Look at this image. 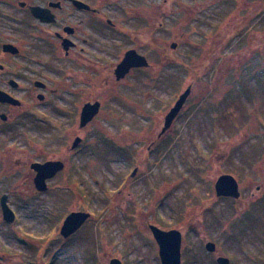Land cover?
Returning a JSON list of instances; mask_svg holds the SVG:
<instances>
[{"label": "rangeland", "instance_id": "rangeland-1", "mask_svg": "<svg viewBox=\"0 0 264 264\" xmlns=\"http://www.w3.org/2000/svg\"><path fill=\"white\" fill-rule=\"evenodd\" d=\"M18 1L0 0V57L6 15ZM130 7L139 22L123 48L134 46L154 63L147 111H133L121 89L115 97L107 90L103 109L81 128L67 80L56 78L62 86L49 102L18 96L48 128L17 121L6 131L0 119V199L8 194L16 214L8 225L0 206V264H162L151 224L182 233L181 264H217L220 255L230 264H264V0ZM23 54L3 55L10 58L5 76L19 80L30 63ZM167 75L174 76L164 83ZM188 86L183 113L157 151L166 115ZM78 135L82 149L38 191L31 161L58 155ZM226 173L237 179L239 198L217 196L215 182ZM72 211L90 217L64 237Z\"/></svg>", "mask_w": 264, "mask_h": 264}, {"label": "flooded vegetation", "instance_id": "flooded-vegetation-1", "mask_svg": "<svg viewBox=\"0 0 264 264\" xmlns=\"http://www.w3.org/2000/svg\"><path fill=\"white\" fill-rule=\"evenodd\" d=\"M123 1L127 3L123 5ZM137 1L19 0L17 5L11 4V12L6 15L8 30L3 34V37L5 35L7 37H4L2 48L4 44H13L18 47L19 52L12 54L3 51V55L19 57L23 54V48L26 47L27 55H23L25 59H28L27 61L30 60V63L27 62L26 73L25 71L20 73L19 80H16L5 76L9 70L5 60L10 58L5 59L3 55L0 57V90L20 101V104L0 101L2 129L11 130L15 124L17 125V121L20 124L29 123L34 129L48 128L42 121L32 119L31 105L28 104L24 108L18 96L20 92H23L35 102L36 100L39 103L49 102L51 96L56 95L62 86L57 84L56 78H66L69 104L73 109H79L81 128H84L81 126L83 107L87 103L99 102L100 112L104 107L101 96L105 95L107 90L108 96L115 97L121 89V93L128 96L127 101L131 103L133 111H147L150 90H153L150 83L154 77V63L149 54L139 51L134 46L123 48V43L132 39L131 28L139 22L136 19L134 24V19L130 16L133 12L130 6ZM108 4L112 6L111 9L108 8ZM34 6L47 11L50 18L36 17L32 11ZM130 50H136L144 55L148 65L131 67L125 75H120L118 67ZM27 73L32 75V78L30 77L25 85L22 80H25L24 77H29ZM173 76H163L164 83L170 81ZM178 78L180 79V75ZM140 107L145 109L140 110ZM182 113L181 110L171 127L159 134L156 142L159 146L157 151L167 143V136L172 132L173 125ZM27 119L30 121L28 122ZM77 137L81 141L77 146H73ZM30 140H32L30 144L36 149L37 139ZM84 142L85 138L78 135L69 146L67 143L63 144L62 152L58 155L31 161L29 167L33 182L37 173L32 167L34 163L61 161L64 168L54 176L56 177L68 168L70 156L79 152ZM4 222L8 225L12 224L5 220Z\"/></svg>", "mask_w": 264, "mask_h": 264}, {"label": "water", "instance_id": "water-1", "mask_svg": "<svg viewBox=\"0 0 264 264\" xmlns=\"http://www.w3.org/2000/svg\"><path fill=\"white\" fill-rule=\"evenodd\" d=\"M20 4H24L20 2ZM33 14L36 17H41L42 19L50 18L47 11L40 7H32ZM172 48L177 46V43H172ZM3 51L16 54L19 52L17 46L13 44H4ZM148 65V60L144 55L139 54L136 50H130L127 52L126 56L122 60L118 67L120 75H125L131 67H140ZM191 93V86H188L183 93L180 94L178 100L175 102L174 106L170 109L169 113L166 115L164 127L162 133L168 130L175 117L181 111L184 103ZM0 101L10 102L13 104H20V101L4 91L0 90ZM100 110V103H87L81 114V126H85L90 122L95 115L98 114ZM81 139L77 137L73 143V146H77ZM36 170V176L34 179L36 189L41 192L48 190L47 181L53 178L59 171L64 168V164L61 161H48L45 163H34L32 166ZM137 170H134L133 175H135ZM215 191L217 196L220 197H240L239 183L235 176L232 174H221L215 182ZM0 205L2 210V215L5 221L13 223L16 219V214L14 210L8 204V195L4 194L0 199ZM90 217L89 212L85 211H72L65 218L63 225L61 227V234L64 237H69L75 233L86 220ZM150 229L159 245V255L162 264H181L182 263V233L178 229L164 230L156 225L151 224ZM206 250L208 252H214L216 250V243L212 241H207L205 244ZM217 264H230L231 260L227 256L220 255L216 259ZM110 264H124L119 258H112Z\"/></svg>", "mask_w": 264, "mask_h": 264}, {"label": "trees", "instance_id": "trees-1", "mask_svg": "<svg viewBox=\"0 0 264 264\" xmlns=\"http://www.w3.org/2000/svg\"><path fill=\"white\" fill-rule=\"evenodd\" d=\"M233 4H234V2H233Z\"/></svg>", "mask_w": 264, "mask_h": 264}]
</instances>
